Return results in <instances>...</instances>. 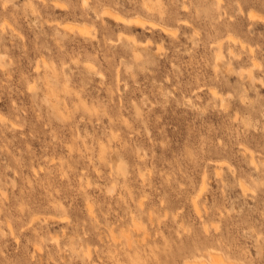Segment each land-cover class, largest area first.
I'll list each match as a JSON object with an SVG mask.
<instances>
[{
  "label": "clouds",
  "instance_id": "obj_1",
  "mask_svg": "<svg viewBox=\"0 0 264 264\" xmlns=\"http://www.w3.org/2000/svg\"><path fill=\"white\" fill-rule=\"evenodd\" d=\"M0 264H264V0H0Z\"/></svg>",
  "mask_w": 264,
  "mask_h": 264
}]
</instances>
